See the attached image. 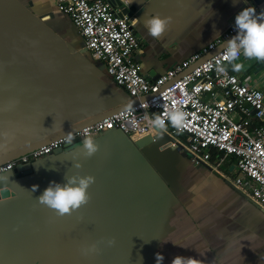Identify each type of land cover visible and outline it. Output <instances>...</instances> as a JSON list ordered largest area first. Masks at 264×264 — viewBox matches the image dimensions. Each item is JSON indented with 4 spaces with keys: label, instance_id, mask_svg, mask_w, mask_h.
<instances>
[{
    "label": "crops",
    "instance_id": "crops-1",
    "mask_svg": "<svg viewBox=\"0 0 264 264\" xmlns=\"http://www.w3.org/2000/svg\"><path fill=\"white\" fill-rule=\"evenodd\" d=\"M56 1L0 0V157L134 100ZM121 1L133 8L135 57L153 79L221 39L248 7L246 0ZM155 14L170 18L159 38L144 27ZM236 62L240 70L230 63L231 71L264 92L263 60ZM174 127L93 135L100 147L90 157L77 138L28 170L0 173L8 177L0 181V264H156L157 252L163 264L177 255L264 264V209L233 185L236 158L215 152L210 164L196 163L182 145L188 135H172ZM76 173L95 177L87 204L61 216L39 202L51 182Z\"/></svg>",
    "mask_w": 264,
    "mask_h": 264
},
{
    "label": "built area",
    "instance_id": "built-area-1",
    "mask_svg": "<svg viewBox=\"0 0 264 264\" xmlns=\"http://www.w3.org/2000/svg\"><path fill=\"white\" fill-rule=\"evenodd\" d=\"M56 8L72 19L92 57L139 100L133 111L115 112L73 132L75 139L114 129L131 137L167 131L166 127H150L148 121L160 115L167 122V112L179 108L186 113L185 124L169 133L188 135L182 145L196 163L210 164L215 152L234 156L238 174L232 179L233 185L264 209V92L231 71L223 49L185 73L235 35V26L201 52L153 79L143 73L135 57L141 42L131 15L119 14L110 0H57ZM218 63L226 66L224 72L217 71ZM64 144L62 137L43 145L0 165V173L37 160Z\"/></svg>",
    "mask_w": 264,
    "mask_h": 264
},
{
    "label": "clouds",
    "instance_id": "clouds-1",
    "mask_svg": "<svg viewBox=\"0 0 264 264\" xmlns=\"http://www.w3.org/2000/svg\"><path fill=\"white\" fill-rule=\"evenodd\" d=\"M170 23L169 17H163L159 14L149 16L144 20V27L147 34L153 38H159L167 29ZM236 33L231 38L224 40V60L231 63L233 70L239 71L241 64L236 62L241 55L247 58H256L264 60V12L257 13L255 7L248 6L240 10L234 19ZM226 66L217 64V71L224 72ZM125 112L134 110V101H128L123 109ZM167 122L160 115H155L148 121L150 127L155 129H164L167 123L180 129L186 121V113L174 108L167 112ZM66 143L71 144L75 140L73 131L64 135ZM2 146V145H0ZM99 144L92 135H85L82 139L83 155L90 157L99 150ZM75 168L79 169L82 164L79 160L75 161ZM8 177H0V181ZM92 175H80L79 173L65 175L63 182H51L38 197L40 203L45 204L50 209L55 210L58 215L71 214L72 211L79 209L87 204L90 199L88 189L94 182ZM36 185L33 186L35 189ZM109 245L115 243L114 239L108 240ZM95 246H92L94 250ZM164 257L161 253H156V264H163ZM171 264H198L197 258L177 255L171 261Z\"/></svg>",
    "mask_w": 264,
    "mask_h": 264
},
{
    "label": "water",
    "instance_id": "water-1",
    "mask_svg": "<svg viewBox=\"0 0 264 264\" xmlns=\"http://www.w3.org/2000/svg\"><path fill=\"white\" fill-rule=\"evenodd\" d=\"M114 6L118 5L121 7V11L119 14H127V15H131L130 12L131 10H133V8L131 7L128 8V7H124V4L121 0H110ZM247 1V4L248 6H252V7H255L257 13H261V12H264V0H246ZM224 47V42L222 44H220L215 50H213L212 52H210L209 54L205 55L204 57H202L200 60L196 61L192 67H190L188 70L185 71V73H188L190 72L193 68H195L196 66H198L199 64H201L204 60L210 58L211 56L215 55L216 53H218L220 50H222ZM264 62V60H263ZM184 73V74H185ZM134 101V104H136L139 100L137 99H134L132 100ZM124 105L121 106V107H116L114 109H111L110 111L108 112H104L102 113L101 115H98L97 117H92L90 119H86L85 121H82V123H79L78 125H75L73 127H67L61 131H57L51 135H48L44 138H41V139H38V140H35V141H32L31 143H28L26 145H23L21 147H18L17 149H15L14 151H11L5 155H3L2 157H0V165L8 162V161H11L19 156H22L24 154H27L29 152H31L32 150H35L43 145H46V144H49L57 139H60L62 137H64V135H66L69 131H73V132H77L79 131L81 128L87 126V125H90V124H93L94 122L108 116V115H111L115 112H119V111H122ZM81 138H79L80 140ZM152 137L151 136H147L146 138H144L143 140H140L138 141V145H143L145 142L151 140ZM77 140V141H79ZM69 145V144H68ZM62 148L60 147V149L58 150H61ZM29 168H31V162H28V163H24V164H20L18 166H16L14 168L15 171H24V170H28Z\"/></svg>",
    "mask_w": 264,
    "mask_h": 264
}]
</instances>
